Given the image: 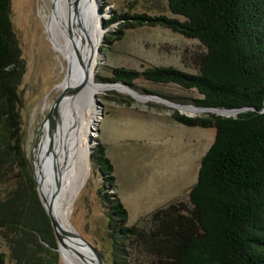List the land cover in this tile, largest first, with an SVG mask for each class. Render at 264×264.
Here are the masks:
<instances>
[{"label":"trees","instance_id":"1","mask_svg":"<svg viewBox=\"0 0 264 264\" xmlns=\"http://www.w3.org/2000/svg\"><path fill=\"white\" fill-rule=\"evenodd\" d=\"M12 1L0 0V184L12 182L0 199V233L11 264H59L58 241L24 148L20 86L25 65L10 20ZM167 2L181 18L121 14L107 25L123 24L120 38L124 29L161 26L199 40L208 50L201 73L121 68L111 81L131 87L140 78L172 83L202 95L193 101L197 107L247 110L236 117L172 114L188 127L215 128L216 137L189 193L191 208L178 202L157 210L148 230L128 225L129 213L114 192L113 164L105 146H95L90 159L102 175L99 196L113 249L107 264L141 259L143 264H264V0ZM0 264H6L4 253Z\"/></svg>","mask_w":264,"mask_h":264},{"label":"rangeland","instance_id":"2","mask_svg":"<svg viewBox=\"0 0 264 264\" xmlns=\"http://www.w3.org/2000/svg\"><path fill=\"white\" fill-rule=\"evenodd\" d=\"M95 1L97 15L101 17V42L91 88L99 90L90 97L86 86L80 93L83 105L94 117L87 146L89 170L85 185L65 221L100 252L107 264L108 260L109 263L111 261L113 249L108 237L106 210L99 196V190L103 188L102 175L89 158L91 140L95 143L94 148L98 144L105 146L106 155L113 164L114 192L129 213L128 225L148 230L151 228L148 221L157 210L178 202L191 208L189 193L198 181L201 160L216 137L215 128L188 127L174 121L172 114L179 112L192 118L220 115L211 110L197 109L193 101L202 95L196 90L140 78L133 82L134 87L130 86L138 92L137 95L120 84L122 82L111 81L114 70L121 68L142 72L154 67H173L192 74L201 73L208 50L199 40L187 39L161 26L124 29V36L120 38L123 24L107 25L110 18L121 14L181 18L170 12L167 0ZM53 2L13 0L10 11L11 24L25 65L20 86V113L24 148L32 166L34 162L36 166L38 149L35 147L54 121L44 122L64 92L63 83L68 80L69 61L56 47L59 37L62 38L61 32L57 27L51 29ZM77 13L73 10L79 24L82 14ZM104 78L109 81H103ZM93 95L98 96L103 105L99 110ZM155 96L160 99L152 98ZM164 101L195 108H174ZM189 108L195 109V113L190 114ZM10 183L0 184V199L12 188ZM185 207L182 213L187 214ZM1 253L6 254V264H11L10 249L3 233H0ZM59 264H67L62 254ZM139 264H143L142 259Z\"/></svg>","mask_w":264,"mask_h":264},{"label":"bare ground","instance_id":"3","mask_svg":"<svg viewBox=\"0 0 264 264\" xmlns=\"http://www.w3.org/2000/svg\"><path fill=\"white\" fill-rule=\"evenodd\" d=\"M53 3L51 29L59 28L62 38L59 37V44H56V47L69 61L68 80L62 87L63 89L69 85L76 87L87 78L86 86L91 97L93 92L99 90L91 88L93 75L98 66V50L101 42V34H99L101 17L97 15L96 1L54 0ZM73 10L82 14L80 16L82 19L79 17L81 19L79 24ZM62 107L65 115H62ZM187 110L190 114L196 111L192 108ZM211 111L223 117L238 115L237 111ZM93 119L94 117L83 105L80 94L66 98L60 106L59 116L53 119V124L47 128L40 142L42 144L37 148L36 166L34 162L39 185L47 204H51L56 189V166L61 169L62 186L52 204L53 215L61 227L71 233L75 232L66 224L65 219L87 179L89 170L87 146L94 125ZM64 242L66 247L62 249L61 254L67 264H97L94 254L83 244L72 239H65Z\"/></svg>","mask_w":264,"mask_h":264},{"label":"water","instance_id":"4","mask_svg":"<svg viewBox=\"0 0 264 264\" xmlns=\"http://www.w3.org/2000/svg\"><path fill=\"white\" fill-rule=\"evenodd\" d=\"M87 81H88L87 78L84 79L76 87H72L70 85L68 87L66 86L65 89H64V92L62 93V95L56 100V102L52 106V108H51V110H50V112L48 114V117L45 120L44 124L46 123L47 120L50 121V122H52L53 119H55V117H58L59 116V109H60V106H61L62 102L66 98H68V97H76V96H78L84 90V88L86 87ZM120 84H123L125 87H127L129 90H131L133 93L139 95L137 91L133 90L125 82H122ZM105 85H109V84H105ZM152 98H158V97L155 96V97H152ZM158 99H160V98H158ZM93 100H95V105H96V107H97L98 110L103 107V105L100 102L98 96H94L93 97ZM164 102L170 104L171 107H174V108H175V106L194 107V106H186V105L171 103V102H168V101H164ZM197 108H200V107H197ZM200 109H205V110H219V111H223V112H233V111H237L238 114L239 113H242V112H244V111L247 110V108L246 109H235V110L214 109V108H210V109L200 108ZM225 117H236V116H225ZM39 145H40V143L38 145H36L35 148L36 149L39 148ZM94 145H95V143L91 140V152H90V156H91L92 152L94 151L93 150ZM55 175H56V178H57L56 189H55L54 194L52 196V202H51V204H47L46 199L44 198V195H43L42 190L40 188L39 181H38V177H37V174L35 172V166H34V179L37 182L38 192H39L40 198L42 199L44 208H45V210H46V212H47V214H48V216H49V218L51 220L52 227L54 229L55 236H56L57 241H58V252L61 255L62 249L66 247V244L64 242L65 239L76 240L79 243L83 244L85 247H87L94 254V256L96 258L97 264H105L104 258L102 257V255L100 254V252L94 246H92V244H90L87 240H85L79 233H77V232L71 233V232L66 231L64 228L61 227V225L58 223V221L54 218L52 204L54 203V201L56 200V198L58 197V195L60 193V189H61V186H62V176H63L62 175V172H61V169L58 168L57 166H56V170H55Z\"/></svg>","mask_w":264,"mask_h":264}]
</instances>
